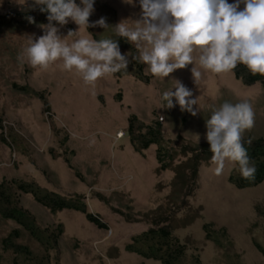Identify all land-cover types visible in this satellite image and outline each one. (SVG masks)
Here are the masks:
<instances>
[{
  "label": "rangeland",
  "instance_id": "1",
  "mask_svg": "<svg viewBox=\"0 0 264 264\" xmlns=\"http://www.w3.org/2000/svg\"><path fill=\"white\" fill-rule=\"evenodd\" d=\"M30 4H34L33 0H0V14ZM103 5L115 11V25L127 21L132 26L141 18L139 0H94L90 24L104 17L109 25L106 29L93 27L101 39L112 37L110 12ZM43 26L0 28V182L34 181L65 197L80 196L87 211L107 223L106 229H99L79 211L52 213L31 194H19V204L34 215L38 225L63 224L58 251L50 253L51 264H160L124 248L132 236L150 226L141 220L129 222L126 215L139 218L141 213L165 206L173 177L171 170L156 172L157 145H150L143 154L133 150L126 132L129 116L136 115L142 123L159 118L166 145H195L207 142L206 121L214 109L226 101L235 104L248 99L254 108L255 125L244 132L243 140L264 139V88L258 82L243 84L233 72L214 74L204 70L197 53L193 54V64L165 78L152 76L145 65L144 73L151 76L148 83L131 74L119 78L111 74L98 79L94 86L87 85L75 69L64 70L62 60L42 69L32 67L26 57L23 62L18 59L29 46V37L44 34ZM56 26L69 44L77 36L92 38L85 26L79 28L71 19L66 25ZM69 30L77 31V36H67ZM193 67L202 74L197 82ZM176 80L197 98L193 106L199 109L196 115L182 111L175 97L174 107H161L162 94L175 91ZM21 87L43 92L50 112L44 111L37 95ZM121 131L123 136L117 137ZM176 158L175 162L185 159L181 155ZM216 167L212 159L200 165L199 187L189 198V214L200 207V217L172 230L188 247L180 264H195L196 256L200 264H264V256L253 244L255 241L264 248V181L239 189L227 179L231 171L240 172L234 161L225 160L221 175L214 174ZM183 216L184 212H179L174 225L182 224ZM205 222H212L215 230L225 227L231 242L218 231L216 242L205 239ZM16 226L12 220L0 217V240ZM19 242L38 251L37 243L27 236ZM0 254L3 264H12L13 255L4 252L1 245Z\"/></svg>",
  "mask_w": 264,
  "mask_h": 264
},
{
  "label": "clouds",
  "instance_id": "2",
  "mask_svg": "<svg viewBox=\"0 0 264 264\" xmlns=\"http://www.w3.org/2000/svg\"><path fill=\"white\" fill-rule=\"evenodd\" d=\"M42 12H47L48 24L44 34L33 39L18 56L25 57L32 67L48 69L57 60L63 61V69H75L85 84L94 86L107 75L128 68L129 60L121 53L117 40L94 39L77 36L69 30L67 36H77L68 43L59 34V28L74 21L81 26L108 28L106 19L91 22L94 0H33ZM133 3L134 0H127ZM141 18L134 25L127 21L115 25V33L135 44L139 60L148 66L154 77L165 78L177 69L194 63L198 54L201 68L214 74L233 72L244 65L253 75L264 76V0H139ZM244 4L243 9L240 8ZM30 22H34L29 18ZM197 82L201 72L192 68ZM175 91L162 94L161 107H174L173 97L182 111L196 115L197 98L182 82L175 81ZM163 118V117H162ZM255 125L252 103L244 99L238 103L224 102L212 111L206 121V140L210 144L211 159L217 165L215 175H221L225 160L238 162L244 179L254 180L256 167L251 163L243 143V134ZM251 143V141H248Z\"/></svg>",
  "mask_w": 264,
  "mask_h": 264
},
{
  "label": "trees",
  "instance_id": "3",
  "mask_svg": "<svg viewBox=\"0 0 264 264\" xmlns=\"http://www.w3.org/2000/svg\"><path fill=\"white\" fill-rule=\"evenodd\" d=\"M79 1L76 0V3ZM103 6V9L110 12V25L112 28V37L110 39L118 41L121 53L126 55L129 60L126 70H121L112 74V76L119 78L125 74H131L137 80L148 83L151 76L144 73L145 64L133 59L134 56H139L136 45L127 41L126 38L116 35L115 11L112 8L105 7V5ZM40 7L39 5L30 4L0 14V28L19 24L47 25L48 13L42 12ZM30 17L34 22L29 21ZM52 23L59 25L55 21ZM86 29L92 38L101 39L93 30V27L90 26ZM233 74L236 79H240L245 85L258 82L264 88V76L251 74L242 64L233 70ZM20 89L37 95L43 103L44 111L50 112V104L43 92H34L29 87H21ZM126 132L133 150L139 154H143V150L150 145H157L155 150L156 172L171 170L173 177L169 183L170 191L165 198V206L159 205L148 212L141 213L139 214L141 216L138 215L139 218L126 215V220L129 222L141 220L150 226L132 236L130 242L124 248L126 251L136 253L143 258L157 260L160 264H180L188 247L186 243L180 242L172 230L176 227L191 224L201 215L202 209L200 207L197 208L194 214H189L191 210L189 198L194 195L199 187L198 171L200 165L207 164L211 160L210 144L207 141L195 145L184 144L178 147H171L165 144L162 122L159 118L152 119L149 123H142L139 122L134 114H131L128 118ZM1 139L4 141L3 137ZM248 141L243 140V143L251 163L256 167L255 179L247 180L242 177L241 172L231 171L227 178L228 182L239 189L254 187L264 181V139L259 137L250 140L251 143ZM177 155H181L185 159L175 162ZM66 162L71 167L69 160H66ZM235 166L239 167L238 162H235ZM21 193L31 194L37 203L49 209L52 213L71 209L83 213L86 220L99 229L108 227L107 223L98 214L87 211L86 204L80 199V196L76 198L65 197L40 187L34 181L2 180L0 182V217L5 220H12L17 226L1 238L0 245L4 252H10L13 255L12 264H51L50 253L51 251H58L59 239L64 232L62 223L45 227L38 225L34 215L19 204V194ZM128 207L131 209L130 205ZM181 211L184 212V216L180 218L182 224L174 225L179 219L177 214ZM213 227L214 224L212 222L203 223L202 229L205 233V239L216 242L215 234L218 231L220 236L224 237L227 242H231L225 227H220L219 230H215ZM24 236L37 243L38 251H34L25 242H19ZM218 244L220 243L218 242ZM253 244L264 256V248L255 241H253ZM194 262L195 264H200V259L196 256ZM0 264H3L1 254Z\"/></svg>",
  "mask_w": 264,
  "mask_h": 264
},
{
  "label": "built area",
  "instance_id": "4",
  "mask_svg": "<svg viewBox=\"0 0 264 264\" xmlns=\"http://www.w3.org/2000/svg\"><path fill=\"white\" fill-rule=\"evenodd\" d=\"M122 136H123V132L122 131L117 133V137H122Z\"/></svg>",
  "mask_w": 264,
  "mask_h": 264
}]
</instances>
